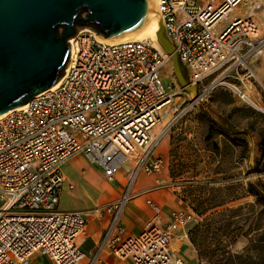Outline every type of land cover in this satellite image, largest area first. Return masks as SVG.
I'll return each mask as SVG.
<instances>
[{"label":"built area","instance_id":"2783aa9c","mask_svg":"<svg viewBox=\"0 0 264 264\" xmlns=\"http://www.w3.org/2000/svg\"><path fill=\"white\" fill-rule=\"evenodd\" d=\"M259 2L156 0L188 84L199 90L196 98L223 88L264 114V86L249 64L264 49ZM241 4L245 12L219 26ZM68 41L56 87L0 120V264H30L34 255L51 264H99L105 251L132 264H184L171 245L175 231L185 232L195 220L192 212L172 210L163 227L160 206L147 199L153 213L139 234L125 235L120 224L138 175H153L163 165L153 153L154 128L178 108V91L160 76L168 56L148 39L108 42L93 30H78ZM81 153L106 181L115 182L121 169L127 177L120 197L99 207L109 221L89 252L81 248L87 215L59 208L61 165Z\"/></svg>","mask_w":264,"mask_h":264},{"label":"rangeland","instance_id":"374dc122","mask_svg":"<svg viewBox=\"0 0 264 264\" xmlns=\"http://www.w3.org/2000/svg\"><path fill=\"white\" fill-rule=\"evenodd\" d=\"M259 3L256 11L264 21V0ZM246 9L243 4L233 8L219 26ZM165 53L168 59L160 76L178 91V108L154 128L162 134L153 153L163 160L161 170L150 175L154 185L168 181L195 217L186 227L193 264H264V212L247 189L250 182L264 186V114L238 102L226 89L198 99L194 87L192 97ZM179 71L190 86L181 64ZM84 157L81 153L66 160L63 204L83 208L100 199V185L106 181L91 171L93 165Z\"/></svg>","mask_w":264,"mask_h":264},{"label":"water","instance_id":"95a60500","mask_svg":"<svg viewBox=\"0 0 264 264\" xmlns=\"http://www.w3.org/2000/svg\"><path fill=\"white\" fill-rule=\"evenodd\" d=\"M152 7L153 0H0V114L61 78L70 53L68 39L77 26L115 40L146 27ZM160 41L179 82L194 94L180 74L173 45L167 37Z\"/></svg>","mask_w":264,"mask_h":264},{"label":"crops","instance_id":"0c3cea01","mask_svg":"<svg viewBox=\"0 0 264 264\" xmlns=\"http://www.w3.org/2000/svg\"><path fill=\"white\" fill-rule=\"evenodd\" d=\"M249 64L258 81L262 86H264V49L258 52L250 60ZM163 152H167L166 147L164 148ZM85 157V161L88 162V159H86L87 157ZM66 162L67 161H65L61 165V172L64 178V182L67 179L66 174L63 172V168L65 167ZM91 167L92 172H98L100 173V176L103 177L101 171L95 165ZM161 178L164 179L163 175L161 176ZM103 179L105 180L104 177ZM154 182V177L147 176L141 173L138 175L132 187V192L134 193V195L125 203L120 216V224L125 230V235L139 234L143 230L146 221L151 217L153 211L147 204V199L152 200L158 206H160V225L163 227L166 225L170 216V212L172 210H184L186 212H191L187 204L180 198H178L174 189L167 184L168 181H166L165 184H162L161 186H155ZM126 183V172L124 169H122L116 174L115 182L106 181V184L104 186L100 185V199L92 205H86L83 208H77L76 206H74V204L61 203L65 188L64 186H62L59 198V208L61 210H78L84 212L87 215V232L81 243V248L85 252H89L92 249L109 221V214L101 210L99 207L119 198L123 190L125 189ZM174 234L175 235L171 245L172 250L180 254L184 258L186 262L185 264H193L192 261L194 252L188 240L187 231L185 230L184 232L178 229ZM30 264H51V261L45 256L34 255L30 259ZM99 264L132 263L128 259H119L113 253L105 251L102 253L101 261Z\"/></svg>","mask_w":264,"mask_h":264},{"label":"bare ground","instance_id":"6f19581e","mask_svg":"<svg viewBox=\"0 0 264 264\" xmlns=\"http://www.w3.org/2000/svg\"><path fill=\"white\" fill-rule=\"evenodd\" d=\"M79 30L80 31H89V30H92V29L89 28V27H79ZM161 36L166 37L165 32H164V30L162 28L161 21L159 19L158 13H157L156 0H153V7H152L151 17H150L149 23L147 24L146 27H144L143 29H140V30H138V31H136V32H134L132 34L120 37L118 39L105 40V41L116 42V41H123V40H143V39H148V40L151 41V43L155 47H157L160 50L164 51V46H163L162 42L160 41V37ZM70 41H71V45H72V40H70ZM73 47H74V43L71 46V50H73L72 49ZM56 85H57V82L51 87V89L56 87ZM26 105H27V103L19 106L17 109L24 108V107H26ZM9 112L10 111L0 114V120L2 118H4ZM168 119H169L168 115H164V121L167 122ZM155 134L157 135V137H159L162 134V132L159 131V132H157Z\"/></svg>","mask_w":264,"mask_h":264},{"label":"trees","instance_id":"16d2710c","mask_svg":"<svg viewBox=\"0 0 264 264\" xmlns=\"http://www.w3.org/2000/svg\"><path fill=\"white\" fill-rule=\"evenodd\" d=\"M209 132L211 133V129H209ZM247 189L248 192L253 194L256 197V200L262 204L261 211L264 212V186H262L259 182H250Z\"/></svg>","mask_w":264,"mask_h":264}]
</instances>
